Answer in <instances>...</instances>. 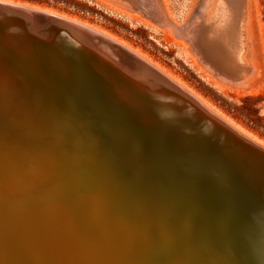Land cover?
<instances>
[{"label": "bare ground", "instance_id": "6f19581e", "mask_svg": "<svg viewBox=\"0 0 264 264\" xmlns=\"http://www.w3.org/2000/svg\"><path fill=\"white\" fill-rule=\"evenodd\" d=\"M120 1L132 9L136 0ZM0 4L42 11L72 23L73 30L79 25L104 36L117 45V52L105 51L122 74L115 78L103 63L111 62L99 54L80 65L71 61L76 94L65 79L56 84L72 115L77 109L82 116L81 124H72L24 69L9 71V63L0 65V175L9 172L8 178L0 177V264H264V196L250 186L258 181L264 187V161L241 153L230 135L175 121L173 115L182 113L179 103L192 108L183 94L174 92L169 107L161 97L160 107L150 103L160 80L152 82L144 65L189 93L196 108L219 117L211 108L159 66L109 36L51 11L7 0ZM5 18L0 13V29L13 37L14 26ZM249 22L245 2L237 9L229 0L213 2L201 29L204 41L197 47L214 76L226 75L236 85L254 77ZM207 42L214 45L210 55ZM5 46L0 37V48ZM74 50L65 53L74 55ZM32 51L38 54L33 45ZM28 59L18 55L15 61L31 66ZM83 63L95 68L94 78ZM45 102L53 117L48 114L43 124L37 114ZM64 126L81 143L85 132L101 133L88 147L79 142L70 146L59 133ZM15 128L23 132L16 135ZM48 131L56 132L62 143L47 140ZM7 209L20 213L22 223L9 218Z\"/></svg>", "mask_w": 264, "mask_h": 264}, {"label": "rangeland", "instance_id": "374dc122", "mask_svg": "<svg viewBox=\"0 0 264 264\" xmlns=\"http://www.w3.org/2000/svg\"><path fill=\"white\" fill-rule=\"evenodd\" d=\"M7 1L26 4L38 10L51 11L70 20L78 21L99 33L129 46V49L133 52H137L146 57L187 89V91L199 97L220 118L225 119L233 127L238 129V131L255 139L264 147V0H229L234 9H237L242 1L245 2L249 13L248 42L251 60L255 68V75L245 85H236L235 83L228 82L227 80L229 78L226 75L214 76L207 69V67L211 68L210 63L197 47L198 41L200 42L203 37L201 32L202 26L215 0H150L155 5L161 17L159 22L154 21L142 9L135 5L131 9L127 5L129 3L119 2V0ZM207 43L209 49L213 52L214 45L210 42ZM221 77L226 78L223 80L220 79ZM44 104L46 106L43 112L37 114L43 124L49 119L46 117L48 114L52 116L51 111L49 112L50 105H47L46 102ZM57 109L59 112L60 109L58 106ZM75 112L77 114V109H75ZM136 116L138 117V115ZM79 117L78 123L81 124L82 116L80 113ZM94 118L97 117L95 116ZM17 129L15 130L16 135L23 132ZM62 129L64 131L62 130L59 133H63L62 135L67 137L66 139H68L70 146L74 144L77 146L80 143L88 147L92 143V137L101 133L82 132L86 135H84V141L81 143L74 137L76 135L75 132H68L69 129L65 126ZM48 132L47 134L45 132L44 136L50 142H54L55 139H60L56 132ZM67 132L69 136L68 134L66 135ZM90 133L91 135H89ZM30 134L34 137L33 133L30 132ZM88 142L89 144H87ZM55 143L57 144V142ZM221 155L218 157L225 158L228 162L231 161L229 158ZM215 156L214 160L216 158L218 160L219 158ZM205 159L207 160V158ZM230 170H232L231 166L228 171ZM17 171L15 170L14 172L17 173ZM2 175L0 177L5 178L7 176L8 178L9 172L6 173L5 171ZM250 186L252 190L254 189L255 193L257 192V195L261 193L262 197L264 196L262 183L256 181ZM256 189L258 190L255 191ZM8 198L12 199V197ZM8 198L6 200H9ZM245 205L247 206V204ZM10 211L9 213L7 209L4 212H8V217L12 215L10 216L11 218L22 223L20 213L18 215L17 212Z\"/></svg>", "mask_w": 264, "mask_h": 264}, {"label": "water", "instance_id": "95a60500", "mask_svg": "<svg viewBox=\"0 0 264 264\" xmlns=\"http://www.w3.org/2000/svg\"><path fill=\"white\" fill-rule=\"evenodd\" d=\"M134 3L136 7L142 9L154 21L159 22L161 20V17L152 1L136 0ZM0 13L6 15L4 20L6 23L10 22L14 26L13 37L6 35L5 27L4 31L0 29V37L3 38L4 44H6L5 49L0 48V65L9 63L8 66H5V68L9 71H12V69L16 68L24 69L26 77L29 76L34 79V85L35 83L38 84L41 88H43L42 92H44L45 95L56 100V105L59 106L63 113H65L64 115L70 123L73 124L78 120L79 113L77 112V114H75L76 112L74 111L75 116L72 115V111L67 108L68 103L63 98L62 88H59L56 82L61 83V81L65 79V82L70 84L72 89L69 87L67 88L71 93L76 94V90L70 83V79H72V77L75 78L73 69L70 66L71 61L80 63L87 56H92L93 54H99L100 56L98 57L101 59L103 56H106L111 64H106L103 62V60L101 61L106 65L110 73L114 77L122 76V74H119L120 68H116L114 61L115 59H113L111 54L118 51L116 48L117 45L111 43L104 36L98 35L95 32L79 25H75L73 30L72 23L42 11L26 9L15 5L0 4ZM192 33L194 32L192 31ZM76 34L82 38L83 44H81V42L79 43L77 40L78 37L75 36ZM32 45L38 49V54H34L32 51ZM71 48L75 49L73 52L77 57L75 54L71 55L70 53H65V50H71ZM106 49H109L111 53L108 52L107 54L105 51ZM205 51L208 53V55L212 53L209 48H205ZM31 53L32 56H30ZM64 54L69 55V58L64 57ZM18 55H21L22 59H26L28 57L32 65L29 66L27 64L24 65L20 63L18 65V63L15 61ZM90 60L92 61V59ZM84 64L85 63H83V65ZM20 65H22L23 68L20 67ZM90 66L85 64L84 67L85 69L89 68L88 74L91 76V78H94L95 75L92 73V71L94 72L95 68L91 69ZM144 67L150 71L149 79L152 82L156 83V80H160V85L157 87L158 89H154V97L149 99L150 103L154 104V106L160 107L161 104L157 98L161 97L162 105L169 107L171 101L173 100L172 94L174 92L183 94L184 98L189 102L192 108L190 110V108L182 106L179 103L182 113L173 115L175 116V121H192L194 124L200 126V131H218L222 134L225 133L226 135H230L237 141V143H239V151L241 153H245L247 156H249L248 158L255 159L258 162H262V160L264 161V147L235 131L234 128L228 125L221 118L206 111L204 108H196L194 106V98L189 93L180 89L179 86L167 80L150 66L144 65ZM79 80L82 81L81 78H79ZM115 80L118 82L117 79ZM114 88L115 87H112L111 89ZM111 89L107 91L112 92ZM111 96L113 97V94ZM204 114H208L209 118H202V115Z\"/></svg>", "mask_w": 264, "mask_h": 264}]
</instances>
